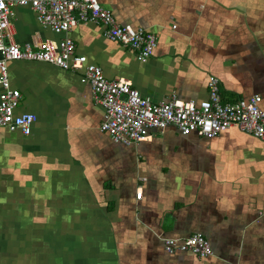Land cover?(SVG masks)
<instances>
[{
	"label": "crops",
	"instance_id": "crops-1",
	"mask_svg": "<svg viewBox=\"0 0 264 264\" xmlns=\"http://www.w3.org/2000/svg\"><path fill=\"white\" fill-rule=\"evenodd\" d=\"M116 21L158 39L146 62L100 26L71 31L77 54L153 103H199L208 80L223 100L262 97L264 0H98ZM18 39L59 40L15 8ZM30 136L0 135V264H264V142L236 127L209 139L175 126L131 145L100 130L103 107L81 74L10 64ZM141 192V199L137 193ZM204 235L214 255L168 254L163 240Z\"/></svg>",
	"mask_w": 264,
	"mask_h": 264
},
{
	"label": "built area",
	"instance_id": "built-area-1",
	"mask_svg": "<svg viewBox=\"0 0 264 264\" xmlns=\"http://www.w3.org/2000/svg\"><path fill=\"white\" fill-rule=\"evenodd\" d=\"M18 7L31 9L39 25L61 36L59 40L36 32L29 42L19 41L14 24ZM90 24L100 26L110 42L133 51L141 63H146L157 48L155 35L142 27L119 24L98 0H0V133L20 132L28 137L33 132L38 117L31 112L19 113L22 93L11 84L8 64L35 61L81 74L82 83L91 86L94 102L105 111L100 130L115 143H141L151 139L154 130L165 131L170 126H175L184 136L196 134L209 139L236 127L264 142L261 96L224 103L220 81L211 76L207 100L196 103L173 95L169 101L153 103L130 82L108 79L102 67L77 54L76 43L69 34L76 27ZM141 197L142 193L138 192L137 198ZM163 242L171 255L188 252L198 259L214 255L209 240L202 234L186 239L166 238Z\"/></svg>",
	"mask_w": 264,
	"mask_h": 264
},
{
	"label": "rangeland",
	"instance_id": "rangeland-1",
	"mask_svg": "<svg viewBox=\"0 0 264 264\" xmlns=\"http://www.w3.org/2000/svg\"><path fill=\"white\" fill-rule=\"evenodd\" d=\"M10 64V63H9ZM8 64V67H10V65ZM9 70H10V68H9ZM5 131H2L1 133H0V135H2L3 133H4ZM1 137V136H0Z\"/></svg>",
	"mask_w": 264,
	"mask_h": 264
},
{
	"label": "trees",
	"instance_id": "trees-1",
	"mask_svg": "<svg viewBox=\"0 0 264 264\" xmlns=\"http://www.w3.org/2000/svg\"><path fill=\"white\" fill-rule=\"evenodd\" d=\"M223 100V99H222ZM224 103H226L227 101L223 100Z\"/></svg>",
	"mask_w": 264,
	"mask_h": 264
}]
</instances>
